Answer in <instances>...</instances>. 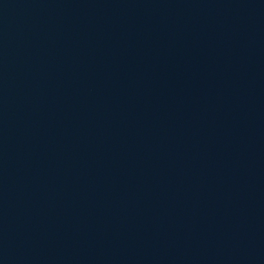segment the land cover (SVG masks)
Returning <instances> with one entry per match:
<instances>
[{
	"label": "water",
	"instance_id": "obj_1",
	"mask_svg": "<svg viewBox=\"0 0 264 264\" xmlns=\"http://www.w3.org/2000/svg\"><path fill=\"white\" fill-rule=\"evenodd\" d=\"M0 264H264V0H0Z\"/></svg>",
	"mask_w": 264,
	"mask_h": 264
}]
</instances>
